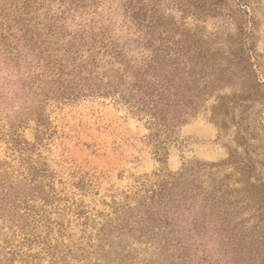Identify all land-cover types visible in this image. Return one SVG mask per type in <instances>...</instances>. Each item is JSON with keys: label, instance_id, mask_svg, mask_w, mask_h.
Returning <instances> with one entry per match:
<instances>
[{"label": "rangeland", "instance_id": "1", "mask_svg": "<svg viewBox=\"0 0 264 264\" xmlns=\"http://www.w3.org/2000/svg\"><path fill=\"white\" fill-rule=\"evenodd\" d=\"M23 1L0 0V261L33 220L16 199L63 249L174 176L180 226L204 221L217 264H264V0ZM124 71L170 105L166 127L99 93L66 99Z\"/></svg>", "mask_w": 264, "mask_h": 264}, {"label": "trees", "instance_id": "2", "mask_svg": "<svg viewBox=\"0 0 264 264\" xmlns=\"http://www.w3.org/2000/svg\"><path fill=\"white\" fill-rule=\"evenodd\" d=\"M33 3L35 0L23 1V12L30 15L33 12ZM121 54L120 51L117 52L116 58L121 57ZM60 70L64 69L60 68ZM79 74L80 78L81 73ZM144 75L137 72L131 73V71H124L122 74L116 72L115 75L107 78L108 82L101 81L94 84L75 83L73 80L69 82V86L67 85L73 88L66 92L68 96L66 99L75 100L80 93L88 92L91 95L99 93L103 97L124 101L137 114H149L152 120L151 129L158 132L159 125L162 124L165 127L168 125L169 110L167 109L170 105H158L159 101L154 103L151 100L153 92L145 89ZM88 79L83 78L84 81ZM157 138H159L158 135ZM170 179L171 182L166 181L152 190L150 196H144L137 208H131L128 205L123 208L116 205L114 208L116 217L106 221L96 236L93 232L87 233L89 220L85 218L87 230L83 231L79 242L71 243V246L62 245L63 249L58 243L55 246L49 238H46L50 234L47 233L48 235L42 238L38 230L27 229L30 226L39 229L36 222L41 219L40 214L31 202L16 199L14 204L18 208L23 207L25 218L32 217L33 220L31 219L32 222L26 226L19 221L16 222V226L22 231L23 241L18 245V249L8 254L11 258L6 259V263L0 261V264H44L45 259H48V264H73L67 262L68 257L76 261L75 264H217L214 253L204 250L203 244H197L201 238L200 228L204 225V221L195 220L194 228L190 230H186L185 226L188 225L180 226L181 223L176 214L187 209L190 198L187 189H178V180L174 176H170ZM176 195L180 196V200L175 201L179 204L178 210L172 203L168 204L176 198ZM127 211H130V217L124 215ZM60 236L63 234L60 233ZM6 240L5 244L13 246L14 240ZM33 243L43 244V253L34 254L24 251V246L28 245L29 248ZM143 245L145 249H141Z\"/></svg>", "mask_w": 264, "mask_h": 264}]
</instances>
